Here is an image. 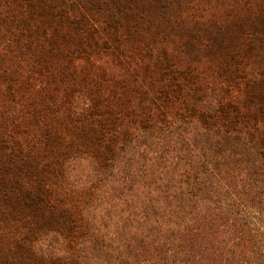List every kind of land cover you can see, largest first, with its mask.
I'll return each instance as SVG.
<instances>
[{"label":"trees","instance_id":"1","mask_svg":"<svg viewBox=\"0 0 264 264\" xmlns=\"http://www.w3.org/2000/svg\"><path fill=\"white\" fill-rule=\"evenodd\" d=\"M0 264H264V0H0Z\"/></svg>","mask_w":264,"mask_h":264}]
</instances>
